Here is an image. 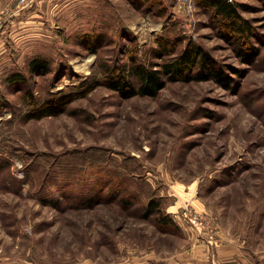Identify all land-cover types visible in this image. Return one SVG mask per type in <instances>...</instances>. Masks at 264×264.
Returning a JSON list of instances; mask_svg holds the SVG:
<instances>
[{
    "label": "rangeland",
    "instance_id": "374dc122",
    "mask_svg": "<svg viewBox=\"0 0 264 264\" xmlns=\"http://www.w3.org/2000/svg\"><path fill=\"white\" fill-rule=\"evenodd\" d=\"M201 1L0 0V264H264V0H228L250 60ZM190 45L229 86H108ZM152 199L173 227L144 217Z\"/></svg>",
    "mask_w": 264,
    "mask_h": 264
},
{
    "label": "trees",
    "instance_id": "16d2710c",
    "mask_svg": "<svg viewBox=\"0 0 264 264\" xmlns=\"http://www.w3.org/2000/svg\"><path fill=\"white\" fill-rule=\"evenodd\" d=\"M204 7L213 12V16L217 17L218 22L222 24V35H231L232 38L238 43L239 55L245 60H250L256 56L255 53L246 54L240 44H248L251 39V34L254 32L250 23L243 19L240 12L239 3H231L228 0H202ZM168 43H162V50L170 52L172 47ZM176 47V46H175ZM245 47V46H244ZM253 50L255 48L251 46ZM161 69L146 68L142 65H135L131 72L123 68L117 69V73L110 77L108 86L111 89L119 91L124 96H149L154 97L157 93L165 87L163 78L168 77L170 80H186L204 81L208 78L215 79L219 82L225 83L229 86V79L223 74L222 70L217 69L212 64V58L206 54L201 47L196 45L189 46L188 49L170 60L168 63L161 65ZM199 69V73L193 74L194 69ZM31 72H40L46 74L48 72L47 63L41 59H33L29 63ZM108 73L110 70L107 71ZM134 80H137L135 82ZM15 82H24L21 76L14 77ZM137 83V85H135ZM77 97L65 96L61 98L56 104L47 105L41 108L37 115H31L30 118H44L53 116L60 112V109L68 103L73 102ZM33 100V99H32ZM32 100L31 101L32 103ZM59 110V111H58ZM133 198V197H131ZM122 204L125 206H132V204L124 199ZM156 216L157 222L162 227H173L174 221L171 217L163 213L161 205L155 199H152L145 208V218Z\"/></svg>",
    "mask_w": 264,
    "mask_h": 264
}]
</instances>
